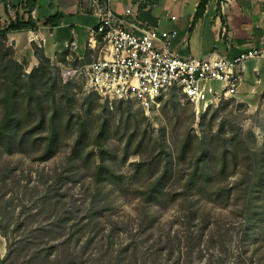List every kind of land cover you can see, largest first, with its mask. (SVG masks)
<instances>
[{
  "label": "trees",
  "instance_id": "trees-1",
  "mask_svg": "<svg viewBox=\"0 0 264 264\" xmlns=\"http://www.w3.org/2000/svg\"><path fill=\"white\" fill-rule=\"evenodd\" d=\"M208 2L199 0L192 25L204 15ZM36 3L20 0L23 16L16 12L15 18L0 22V178L11 188L16 181L17 166L1 163L6 156L34 149L36 159L45 162L58 155L65 145L64 133L72 131L77 120L64 179L84 183L82 166L94 163L89 201L80 216L77 204L68 206L60 179L46 184L35 212L20 211L16 218L0 224V233L7 239L0 264H227L224 248L229 229L208 205L231 208L241 224L244 251L252 249V257L257 254L264 247V138L260 142L254 129L245 130L228 115L221 116L236 100L202 112L198 129L193 128L194 110L190 125L180 134L169 133L165 125L153 133L140 132V126L130 131L129 126L120 137L119 128L110 127L104 119L89 143L82 109L76 108L75 82L64 83L60 70L62 62L70 64V56L71 66L88 62L91 49L81 59L70 45L52 60L33 43L39 63L27 71L25 61L17 60L8 44L9 33L38 28L32 15ZM63 16L56 12L43 25L57 26ZM169 101L176 108L182 105L174 91ZM253 118L264 135V115L257 111ZM124 137L120 156L110 141ZM90 145L92 149L85 153ZM131 154L139 155L131 162L132 172H119L117 164L126 162ZM128 190L138 201L137 233L131 231L121 238L126 229H117L114 215L117 199ZM175 204L183 218L175 222L178 228L173 223V227H165L160 210ZM41 216L44 222L33 226ZM210 248L211 253L207 252ZM240 260L241 253L234 264ZM251 261L264 264V256Z\"/></svg>",
  "mask_w": 264,
  "mask_h": 264
},
{
  "label": "crops",
  "instance_id": "crops-1",
  "mask_svg": "<svg viewBox=\"0 0 264 264\" xmlns=\"http://www.w3.org/2000/svg\"><path fill=\"white\" fill-rule=\"evenodd\" d=\"M32 12L37 29H22L8 34L15 58L28 62L30 71L38 65L33 43L52 60L70 45L79 58L88 49L89 31L99 20V12L110 8L119 16L147 21L162 30H176L170 48L180 55L205 56L218 52L229 59L252 48H264V0H209L204 15L192 25L199 0H36ZM23 16L20 0H0V22ZM62 12L59 25H43L45 19ZM93 57V56H92ZM86 59L92 60L90 56ZM236 101L251 113L264 115V57L246 62L244 79Z\"/></svg>",
  "mask_w": 264,
  "mask_h": 264
},
{
  "label": "rangeland",
  "instance_id": "rangeland-1",
  "mask_svg": "<svg viewBox=\"0 0 264 264\" xmlns=\"http://www.w3.org/2000/svg\"><path fill=\"white\" fill-rule=\"evenodd\" d=\"M88 48L90 47L88 46ZM93 55L94 51L91 49V53L89 54L91 59ZM68 60L70 64H64L62 62L61 66L74 65L71 56ZM25 63L26 70L28 71L30 67L28 66V62ZM74 84L76 86L75 91L77 92L76 108L82 109L81 120L88 130L89 143L93 141L94 133L98 130L104 119L108 120L110 127L115 126L119 128L120 137L125 136L129 126L131 127L130 131L140 126L138 128L140 132L143 133L144 130H147V133H153L161 125H165L169 133L173 132L174 134H180L185 126L191 123V115L194 112V106L191 103H187V97L178 88L170 89L167 94L159 100L158 104H154L150 111L146 112L135 100H131V102L114 101L109 103L99 94L87 91L84 88L81 78H78ZM173 91L182 102L179 108L174 107L169 101ZM106 104L109 107L108 109L105 107ZM225 115H228L230 119L237 122L245 130L254 129L258 136V140L260 142L263 141L264 135L255 124L253 118L254 113H251L247 106H241L237 101L233 102L232 105L221 112V116ZM195 116L196 123L193 125V128L198 129L197 122L200 115L197 116L195 113ZM76 121L73 122V130H68L64 133V148L54 158L45 162L38 161L36 159L38 152L32 149V151L28 153L15 154L9 157L6 156L2 160L1 163L4 161L10 162L12 165L17 166L18 169L15 175L16 181L12 185V188L8 181H3L2 178H0V224H4V222L10 218H16L20 211L29 212L33 210L32 212H35L36 207L39 206L38 199L44 192L46 184H51L54 180L59 182V179L61 192L65 194L68 206L77 204L80 210L78 211L79 215L81 216L84 214L89 201L88 187L91 185L90 175L93 171L94 163L91 162L82 166V173L85 176L84 183L77 181L66 182L64 179V176H66V169H68L66 163L67 155L71 150L72 143L77 134L78 124H76ZM125 138L126 137H124L122 141L118 140L119 138L110 141L111 147L113 150L117 151L120 156H122L121 154L124 150ZM91 149L92 145L86 149L85 153ZM143 150L145 152V149ZM138 157L139 155L131 154L126 162H119L116 169L124 174H130L132 172L131 162L137 160ZM137 203L138 201L133 198L131 190H128L126 196H120L117 199L116 215H114L115 220L118 222L117 229H126V231H121V238L130 236L131 231L137 233V218L135 216L137 212ZM178 207V204H175L169 209L160 210L163 226L170 227L173 223L174 228H178V224L175 222L183 218L182 213L178 212ZM207 207L211 209V212L215 214L216 218L220 219L221 224H225L226 228L229 229L225 233L226 246L224 248V255L227 256V264H234L240 253L241 260L239 264H253L251 261L252 259L255 260L257 257L264 256V247L253 257L252 249L244 251V248H247L242 245L239 237L241 224L236 215L231 213V208L222 209L212 205H208ZM10 214L14 215L11 216ZM179 215L180 218L177 219ZM42 222H44V216L39 217L38 221L33 222V226ZM155 234L158 235L159 232ZM6 245L7 239L0 233V259L6 253ZM209 246H205V248H209ZM210 250L211 251L208 250L207 252L211 253L213 251L211 248ZM214 252L217 254L218 250ZM194 264L202 263L197 262Z\"/></svg>",
  "mask_w": 264,
  "mask_h": 264
},
{
  "label": "built area",
  "instance_id": "built-area-1",
  "mask_svg": "<svg viewBox=\"0 0 264 264\" xmlns=\"http://www.w3.org/2000/svg\"><path fill=\"white\" fill-rule=\"evenodd\" d=\"M229 0L222 1L225 8ZM176 30L167 31L147 21L99 12L89 31L92 60L62 66L64 83L82 79L87 91L107 100L137 101L146 112L172 88L180 89L197 116L223 101L236 100L246 62L264 57V48H252L229 59L218 52L205 56L180 55L170 48Z\"/></svg>",
  "mask_w": 264,
  "mask_h": 264
}]
</instances>
